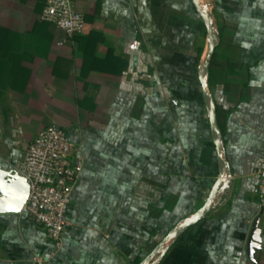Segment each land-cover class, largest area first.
Returning <instances> with one entry per match:
<instances>
[{
    "label": "crops",
    "instance_id": "crops-1",
    "mask_svg": "<svg viewBox=\"0 0 264 264\" xmlns=\"http://www.w3.org/2000/svg\"><path fill=\"white\" fill-rule=\"evenodd\" d=\"M46 1L0 0V165L51 124L83 158L46 264H264V0H75L72 38ZM52 248L0 213V264Z\"/></svg>",
    "mask_w": 264,
    "mask_h": 264
},
{
    "label": "built area",
    "instance_id": "built-area-1",
    "mask_svg": "<svg viewBox=\"0 0 264 264\" xmlns=\"http://www.w3.org/2000/svg\"><path fill=\"white\" fill-rule=\"evenodd\" d=\"M40 18L65 31L68 38L83 32L86 24L84 14L75 7V0H47ZM66 41L67 38L60 44ZM16 167L30 184V194L20 214L41 225L53 245L51 250L33 256L35 264H46L71 225L69 209L83 169V158L74 153L69 131L51 124L29 143ZM254 178L260 205L264 207V151Z\"/></svg>",
    "mask_w": 264,
    "mask_h": 264
},
{
    "label": "water",
    "instance_id": "water-1",
    "mask_svg": "<svg viewBox=\"0 0 264 264\" xmlns=\"http://www.w3.org/2000/svg\"><path fill=\"white\" fill-rule=\"evenodd\" d=\"M215 46V45H213ZM213 47L209 54L210 61ZM208 90V87H206ZM213 129L217 132L218 123L213 114ZM30 194V184L15 164L4 167L0 165V213H20Z\"/></svg>",
    "mask_w": 264,
    "mask_h": 264
}]
</instances>
